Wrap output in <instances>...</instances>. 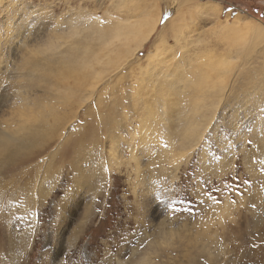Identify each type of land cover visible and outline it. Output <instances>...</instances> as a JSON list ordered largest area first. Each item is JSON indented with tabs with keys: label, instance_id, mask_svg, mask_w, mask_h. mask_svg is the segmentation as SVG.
Listing matches in <instances>:
<instances>
[{
	"label": "rangeland",
	"instance_id": "rangeland-1",
	"mask_svg": "<svg viewBox=\"0 0 264 264\" xmlns=\"http://www.w3.org/2000/svg\"><path fill=\"white\" fill-rule=\"evenodd\" d=\"M142 18L153 23L148 36L121 63L92 65L105 68L96 82L87 69L55 78V64L28 53L73 25ZM258 24L264 0H0V264H50L57 252L58 264H264ZM85 33L81 50L98 43ZM58 39L53 57L69 46ZM155 51L165 57L153 67L155 88L134 97ZM196 58L228 68L219 92L205 91L217 103L200 138L180 148L167 130L177 129L192 91L181 76ZM37 59L34 71L26 61Z\"/></svg>",
	"mask_w": 264,
	"mask_h": 264
},
{
	"label": "bare ground",
	"instance_id": "bare-ground-1",
	"mask_svg": "<svg viewBox=\"0 0 264 264\" xmlns=\"http://www.w3.org/2000/svg\"><path fill=\"white\" fill-rule=\"evenodd\" d=\"M143 19L144 18H142L140 20L135 19L134 22H132L129 25H120L118 23H114L112 25L110 24L109 26H107L103 30L98 29L99 27L96 28L94 25L93 26L87 25L86 27H84L81 30L80 28H77V26L73 25V27L70 28L71 31H69L67 33V35H65V37L62 36L64 34L54 35L52 40L49 39L46 44H43L44 45L43 47H40L38 45L39 47H36L34 49L31 48L28 51V53H31L30 55H34V56H37V54L43 55V57L40 59H41V61L44 62V64H47V63L48 64H50V63L55 64V65H53L54 66L53 67V69H54L53 74H54L55 78L57 77V78L62 79V80L67 79V78H72V71L78 72L82 69H87L91 73V77L94 80V82H96L101 77V74L103 73L105 68H103V66H102L100 71H94L93 68H91L92 65H95V64H105V65L107 64L108 65L109 64L111 66L112 65L115 66V65H117L116 62L121 63L123 57H127V56L129 57L130 55H132L134 53V50H136V48L140 46L142 40H144L148 36V33L150 32L151 28L153 27V23H147ZM93 23H96V22H93ZM258 25H259V30H261V32H263V34H264V25L263 24H258ZM84 30L86 33L84 35H82L81 38L94 37V39L96 41L98 40V43L94 47H88L85 45L84 47H82V50H81V48L76 47L81 43L75 44V42L77 41V36H80V34ZM176 35H178V36H176ZM175 36H176L175 40L179 41L180 40L179 39V33L175 34ZM58 38H63L64 41L68 42L69 46L66 47L65 55L61 54L63 52H61V53L58 52V53H60V56L59 57H53L56 54V52H54V51L58 50L57 48L62 45L61 43L58 44V40H59ZM86 40H88V39H86ZM130 40H135L134 41L135 47H133V48L129 47ZM114 42L119 43V45L123 44V45L127 46V48L123 51V53H121V52L119 53V51H117L115 49H110L112 51H108L107 50L108 46H110ZM73 45H75L74 48H72ZM180 46H182V45H180ZM49 50L52 52V53H50V55H51L50 57L45 54V52H47ZM72 51H74L75 56H72ZM78 54H80V55H78ZM162 54L163 53H161V52L155 51L154 55H150V56H152V57H150V59L148 61L149 62L148 66H150V67H149V69L148 68L143 69L144 71H142L141 74L145 73L146 77L142 78V80H141L142 83L138 84L136 86V89L134 91H132L134 97L135 96L138 97V95H140V92H142V91H145V90L148 91V90H152L155 88L154 87V81H155L154 77L158 76V74L154 73V71L156 72V70H154L153 67L155 68V65L160 64L165 59V57H163ZM79 56H81V57H79ZM40 59H37L34 61H26V64L30 63L31 67H33V70H34V68H36V67L38 68L40 66V64H39V62L41 63ZM38 60H39V62H38ZM206 60H209V59H204L200 62V60L198 58H196L195 65L188 64L191 66V67L188 66V68L186 66H184L185 68H187V69H184V71H186V73L183 71V69L181 71L179 70L181 75L184 73L185 74L189 73L187 75L188 78H185L184 75H183V77L181 76V80L184 83V84L182 83L183 84L182 87L185 88V91L188 89H191L192 91H190L189 97H187L188 95L185 96L186 98L182 101V103L185 102V104L183 105V107L180 108L181 110L179 109V111L177 113L178 122L176 123V126H175L177 129L176 130H174V129L173 130H171V129L167 130V132H168L167 133V140L170 144L176 143L178 141L177 143L180 146V148H185V147L190 148L200 138L201 132H202V130H204V126L206 125L207 120L210 118L206 112H207L210 105L214 106L217 103L216 101L215 102L214 101H212V102L206 101V99H207L206 95L207 94L205 91L206 90H214L213 95L215 96L219 92V90L221 89V84H222V80H223L221 76L224 75L225 73H227V68H228V62L227 61H223L220 64L217 62H211V61H206ZM23 64H24V62H23ZM40 68L43 70L42 67H40ZM172 68H174V67H172ZM177 69H178V67H177ZM47 72H49V71H47ZM157 72H159L158 69H157ZM179 72L177 71V74H179ZM218 72H220L221 74H219ZM32 73H34V72H32ZM166 75H168V74L165 72L161 73L162 77L163 76L165 77ZM32 76H33V74H32ZM171 76H172V74H171ZM176 76H175V74L173 75V77L176 78L175 80L178 81L180 79V77H179L180 75H178L177 77ZM178 77H179V79H178ZM158 78H159V76H158ZM156 80H157V78H156ZM181 80L178 82H181ZM172 83L173 82H171V84ZM175 86H174V88H176ZM168 88L166 90H164V91H166L165 94L167 96H168V92H169ZM60 90L62 91V89H60ZM159 90L162 91V89H159ZM169 90L171 91L172 87H171V89L169 88ZM161 91H158V92L160 93L159 95L162 96V94H164V93H162ZM181 91L182 90H180V92ZM67 92L72 93V91H67ZM165 102H166V100H164V102H162L164 109H165V106L168 105V104H165ZM188 102L192 106H189ZM168 103H170V102H168ZM168 107L166 106V108H168ZM163 110H162V112H163ZM166 112H167V110H164L163 113L167 114ZM147 113H148L149 117H152V110H150V108L148 109ZM22 114L23 115L20 114L19 116H23V118H24L25 115H27V117H29L27 119L28 120L30 119L31 115L29 116L27 113H24V111ZM160 114H162V113H160ZM161 116H163V115H161ZM24 120H26V119H24ZM144 121H146V120H144ZM164 121H165V123L169 124V119L168 120L164 119ZM179 154L177 153L176 155H172V157L168 158L169 162L176 164L175 162H177V156L179 157ZM145 257L146 256H144L142 259H140L135 264H147L149 259H146Z\"/></svg>",
	"mask_w": 264,
	"mask_h": 264
},
{
	"label": "snow or ice",
	"instance_id": "snow-or-ice-1",
	"mask_svg": "<svg viewBox=\"0 0 264 264\" xmlns=\"http://www.w3.org/2000/svg\"><path fill=\"white\" fill-rule=\"evenodd\" d=\"M60 260V254L57 252L52 255L50 264H58V261Z\"/></svg>",
	"mask_w": 264,
	"mask_h": 264
}]
</instances>
